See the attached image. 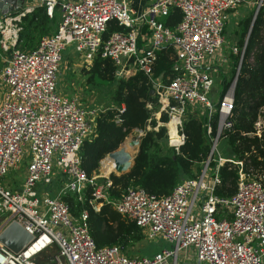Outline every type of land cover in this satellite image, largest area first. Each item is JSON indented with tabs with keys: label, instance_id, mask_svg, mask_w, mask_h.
I'll use <instances>...</instances> for the list:
<instances>
[{
	"label": "built area",
	"instance_id": "built-area-1",
	"mask_svg": "<svg viewBox=\"0 0 264 264\" xmlns=\"http://www.w3.org/2000/svg\"><path fill=\"white\" fill-rule=\"evenodd\" d=\"M245 2L249 0H154L145 8L127 0H39L49 16L57 7L60 20L57 29L43 34L33 48L16 44L21 18L30 7L0 17V45L8 52L0 68V85L5 86L0 99V177L17 167L24 155L29 157L20 186L0 185V232L15 221L33 236L18 252L0 242V264H170V260L177 264L179 250L189 252V246L194 247L199 264H264V173L245 172L241 160L224 157L218 150L220 139L233 127L239 65L213 101L211 94L217 90L213 91L214 80L202 63L212 54L226 61L222 31L227 10ZM255 3L257 11L263 0ZM171 6L181 13L173 27L157 19ZM111 19L123 29L103 37ZM246 41L247 37L241 47L230 45V54H239V61ZM72 42L88 64L99 55L111 59L120 76L136 69L148 75L159 103L154 128L165 126L166 143L176 152L185 140L183 119L188 106L199 107L198 113L206 118L209 152L196 176L181 179L167 194L129 185L119 198L111 199L107 192L111 179L106 176L100 182L97 178L102 175L85 172L78 150L94 128V117L77 96H67L57 88L62 51ZM168 45L174 49V75L163 82L153 76V66L156 50ZM123 109L122 104L119 111ZM162 113L167 115L165 120H160ZM263 125L259 115L255 127L259 131ZM225 161L239 165L236 190L230 196L215 192ZM210 166L212 179L206 173ZM55 169L67 177L51 195L40 185L51 182ZM86 186L91 188L88 203L95 210L104 202L111 203L145 234L161 236L168 246L149 256L128 255L118 244L97 246L89 232L88 209L74 215L61 197L71 190L83 200Z\"/></svg>",
	"mask_w": 264,
	"mask_h": 264
},
{
	"label": "trees",
	"instance_id": "trees-1",
	"mask_svg": "<svg viewBox=\"0 0 264 264\" xmlns=\"http://www.w3.org/2000/svg\"><path fill=\"white\" fill-rule=\"evenodd\" d=\"M256 3L238 21L233 30L225 23L222 33L227 29L228 38L239 47L247 37L241 60L239 54H230V76L223 80V91L229 85L239 65L234 86V100L231 111L233 127L224 140L230 146L231 155L224 156L242 161V169L254 176L264 173V125L259 129L255 122L260 115L264 121V0L256 11ZM233 9V8H231ZM56 7L49 16L44 5H37L21 18V29L18 32L16 44L21 48H33L39 38L57 29L55 24ZM181 18L178 7L171 6L166 15L160 20L164 25L173 27ZM123 29L116 19L108 21L105 31L106 37L111 31ZM146 29V27H144ZM235 38V39H233ZM174 49L171 45L162 46L156 50L157 58L153 66V76L167 82L174 75L171 68ZM252 58V60H251ZM87 79L91 83L116 81V86L109 102L99 109L94 116V128L84 138L78 154L81 166L88 175L96 172L100 160L111 150L116 149L128 133L135 127L143 129L139 137L138 151L134 154L133 164L127 172L117 174L111 172V185L107 187L111 199L119 198L129 185L141 186L147 191L163 195L169 193L174 185L186 177H194L202 168V161L209 152V142L205 133V115L198 113L199 107L188 106L183 119L184 143L176 152L161 142H166V128L156 125L154 112L159 103L156 94H151L152 84L148 75L140 69L133 74L120 76L116 74L117 65L108 57L95 56L89 67L85 66ZM124 105L120 112L119 108ZM150 104V105H149ZM195 111V113L193 112ZM119 118V119H118ZM167 115L162 113L160 120ZM217 114L212 116V123H216ZM124 142V141H123ZM167 144V143H166ZM104 159V158H103ZM102 159V160H103ZM215 161L211 162L214 165ZM239 165L225 161L220 166L221 182L216 185L215 192L220 196L232 195L237 186ZM67 174L55 169L49 183H41L51 195L63 184ZM98 181L104 182L100 176ZM13 186L12 189H15ZM91 188L82 189L83 200L74 191H67L61 197L65 200L72 214L78 215L84 208L88 209L89 232L97 246L118 244L126 252L128 243L141 240L143 229L134 221L123 217L111 203L104 202L98 210L89 203ZM129 254V252H126Z\"/></svg>",
	"mask_w": 264,
	"mask_h": 264
},
{
	"label": "rangeland",
	"instance_id": "rangeland-1",
	"mask_svg": "<svg viewBox=\"0 0 264 264\" xmlns=\"http://www.w3.org/2000/svg\"><path fill=\"white\" fill-rule=\"evenodd\" d=\"M36 0H30V4H34ZM150 1V2H149ZM154 0H148L149 3L153 2ZM127 2L130 4L132 3V0H127ZM148 7L147 5L145 8ZM229 10H227L228 12ZM55 24H58L60 20V10L56 11L55 16ZM160 16H157V19H160ZM230 20V19H229ZM232 24L235 25L234 21H228L227 28L228 29H234L232 27ZM227 29L226 33L224 34V37L227 39L229 36L227 32H229ZM235 39V38H233ZM231 41L225 40L223 43L222 48V54L226 56V61L222 60L219 57V54H212L206 57L205 60H203V64L207 66L206 71L211 75V77L214 80V88L217 90L216 93L212 94V100L216 101L217 95L219 90L222 87L223 80L228 78L230 76V45ZM63 57L62 60L59 63V68L57 72V88L58 90L67 95V96H77L78 101L84 105L86 110L90 112V116L94 117L99 109L104 107L110 100V96L116 86V81L112 82H97V83H91L87 79V74L85 72V66L89 67L90 63L88 64V60L85 58V55L82 51H78L75 48L74 42L68 44L65 46V49L62 51ZM8 52L4 51L0 45V68L4 64V56H7ZM213 59H215V63L213 64ZM88 64V65H87ZM116 74L121 75L117 73ZM5 89V86L0 85V99L1 94L3 90ZM95 112L92 113V112ZM93 130V129H92ZM140 132L136 131L134 128L128 133V135L124 138V143L128 138H137L140 137ZM124 145V144H123ZM166 142H161V147L166 148ZM26 146H29L28 144ZM138 146H133L131 149V152L135 154L137 152ZM29 149V148H28ZM27 149V150H28ZM218 150L221 153V155L228 156L231 155V149L229 144L226 140L223 138L220 139L218 143ZM105 157V156H104ZM103 157V158H104ZM102 158V159H103ZM28 156H23L21 162L19 165L11 170H9L5 175L0 177V185L4 187L12 188L13 186H20L25 178V166L28 161ZM105 159V158H104ZM103 159V160H104ZM55 160V157H54ZM100 162V165L96 171V173L102 175L103 177L108 176L111 172H115L114 168H111L110 171H103L102 170V161ZM57 166L54 163V168ZM212 166L209 167L207 170V177H210L212 179ZM116 173V172H115ZM42 189L47 190L46 187H43ZM38 190H41L38 189ZM202 193V192H201ZM200 200V197L198 198V201ZM198 203L195 204V207ZM56 228V227H55ZM145 229V228H144ZM146 231V229H145ZM168 246V243L164 241V239L161 236H153L149 237L148 234H144V237L136 242L128 243L126 248V253L128 255H137V256H149L153 253L155 250H159L163 247ZM189 248L192 249V253L185 252L184 249H180L178 256H177V264H191L194 263L192 259L195 258V249L193 246H189ZM264 258V257H263ZM170 264H172V260H170ZM205 264V263H201Z\"/></svg>",
	"mask_w": 264,
	"mask_h": 264
},
{
	"label": "water",
	"instance_id": "water-1",
	"mask_svg": "<svg viewBox=\"0 0 264 264\" xmlns=\"http://www.w3.org/2000/svg\"><path fill=\"white\" fill-rule=\"evenodd\" d=\"M25 0H0V17L18 11ZM256 14V11L254 15ZM150 93L154 94V89H150ZM124 141V140H123ZM123 141L120 145L109 151L105 157L113 159L114 170L117 174L127 172L133 164L134 154L123 146ZM139 139L132 138L129 140V145L138 146ZM138 151V150H137ZM101 162V160H100ZM32 234L23 228L19 223L12 221L7 224L0 232V242L13 252L20 251L32 239ZM196 264H199L197 261Z\"/></svg>",
	"mask_w": 264,
	"mask_h": 264
},
{
	"label": "crops",
	"instance_id": "crops-1",
	"mask_svg": "<svg viewBox=\"0 0 264 264\" xmlns=\"http://www.w3.org/2000/svg\"><path fill=\"white\" fill-rule=\"evenodd\" d=\"M30 0H25L24 2V5L19 9H23V8H26V7H30L31 9L37 5H39V0H36L34 4H30L29 3ZM256 0H249V2H245V3H242L240 5H238L237 7L233 8V9H229V11L227 12L226 14V24L228 23V21H234L235 25L232 24V27H236L238 25V21L249 11V9L251 7H253V4ZM150 2V1H149ZM148 0H132V4H136L138 5L139 7H144V6H148L149 4ZM18 10V11H19ZM29 12V11H28ZM27 13V12H26ZM56 15V14H55ZM230 19V20H229ZM230 31L233 30V29H229ZM226 39V38H225ZM226 40H230L229 38H227ZM223 84V83H222ZM213 91H215V88H213ZM212 94H214L212 92ZM211 94V96H212ZM212 98V97H211ZM165 241V240H164ZM167 243V242H166ZM158 250V249H157ZM155 250V251H157ZM190 253H192V249H189ZM153 251V253L155 252ZM152 253V254H153ZM151 254V255H152ZM192 261L194 263H191V264H196L197 263V259L194 258L192 259Z\"/></svg>",
	"mask_w": 264,
	"mask_h": 264
},
{
	"label": "bare ground",
	"instance_id": "bare-ground-1",
	"mask_svg": "<svg viewBox=\"0 0 264 264\" xmlns=\"http://www.w3.org/2000/svg\"><path fill=\"white\" fill-rule=\"evenodd\" d=\"M129 140L130 138H128L126 140V142L124 143L123 142V146L126 147L127 150H129L131 152V148L133 147L132 145H129ZM132 153V152H131ZM133 154V153H132ZM111 168H114V162H113V159L109 158L108 156L105 157V159L102 161V170L103 171H110Z\"/></svg>",
	"mask_w": 264,
	"mask_h": 264
}]
</instances>
